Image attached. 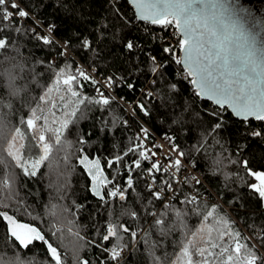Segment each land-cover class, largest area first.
<instances>
[{"label":"trees","instance_id":"trees-1","mask_svg":"<svg viewBox=\"0 0 264 264\" xmlns=\"http://www.w3.org/2000/svg\"><path fill=\"white\" fill-rule=\"evenodd\" d=\"M18 1L39 21L45 25H54V34L61 42H67L76 59H63L60 55L62 48L56 42L44 45L37 40L30 31L32 19L21 21L19 25L11 22L0 23V27L7 28L6 31L0 32V36L8 39V47L0 50V119L6 131L17 125L19 118L35 106L38 97L53 85L55 73L66 65L71 66L68 71L72 74L80 68L81 62L103 81L112 77L115 81L112 91L116 97L108 106L87 102L86 106H82L83 117L78 113V123L71 125L66 133L67 140L71 141V147L67 148L70 156L67 166L57 157L58 163L53 161L51 168L46 163L40 170L41 175L33 179L24 177L19 169L14 167L10 166L7 169L16 174L17 179L13 193L15 198L8 201L11 207L5 210L14 214L16 201L22 200L32 215H24L21 211L17 218L41 228L61 252L67 251L66 264H75L73 247L77 241L66 230L62 242L58 239L59 233L57 237H51L48 228L54 219L66 227H72L73 231H79L85 237L84 241L79 242L84 245L79 251L81 259H88L90 264H100L101 261L112 264L108 254L90 241H95L96 244L101 242L100 236L109 218L113 222L119 220L120 223L126 222L128 226L136 227L137 221L121 213L126 210L139 211L145 198H150L147 191L148 183L144 177L145 170L150 165L142 160L141 168L129 173L127 166L138 158V153L123 156L119 164L114 163L112 167H108V160L118 154L123 155L129 147L138 142L136 136L140 134L144 122L156 134L175 138L180 149L185 152V160L196 166L225 205L215 201H199L201 215H197L190 210L196 205L176 204V199L191 195L189 187L179 185L173 204L178 208L189 209L185 217L188 228L198 227L203 211L218 205L219 215L235 220V227L240 229L244 236L253 237L252 242L257 243L258 254L264 255V247L254 238V231L264 230V201L248 187L249 184L258 181L248 175L241 163L246 160L248 168L252 171H264V122L240 121L224 109L223 130L218 134L209 135L211 126L216 121L206 113L216 109V106L195 95L194 86L184 78L182 67L175 63L179 49H176L175 57L163 51L165 47L176 46L173 30L171 28L164 30L159 25L136 20L135 11L125 0H115V4L129 21L127 24L115 16L111 0ZM16 27H20L21 31L16 32L14 30ZM161 37L163 39H160ZM84 40H88L91 46L84 47ZM129 40L133 42L131 50L126 48ZM152 56L156 57L157 64L166 65L155 75L152 72ZM9 75L16 77L14 87L20 89L17 96L11 94ZM80 83L83 84V88L77 90L83 96L89 99L98 97L97 89L100 90L101 87L99 83L93 86L90 81H84L82 78ZM128 84H132L133 88L129 89ZM172 84L177 85V91L170 89ZM148 92L153 94L151 98L147 96ZM105 96L114 97L108 92ZM52 97L57 99V94L53 92ZM119 99L134 104L138 118L131 117ZM137 101L145 105L149 115L145 116L139 110L135 104ZM57 102L59 103L58 100ZM8 104L11 108L6 106ZM43 107L47 110L48 106ZM124 120L128 121L126 126L123 124ZM254 131L261 132V136L251 135ZM81 136L88 141L83 145V153L79 152L81 145L78 140ZM201 144H203L201 150L196 151L194 146ZM81 155L99 159L105 176L113 181L102 189L104 193L113 189L114 185L121 189L125 188L126 180L131 175L134 190H128L127 200L116 199L110 200L108 204H102L94 197L89 191L90 177L83 166L77 163V157ZM4 171L3 165H0V175ZM156 176V183L161 187V174L157 173ZM195 189L199 193L208 191L203 185H195ZM7 195V192H0V196ZM77 205L83 207L77 211ZM53 206H56L55 209ZM159 207L157 204L158 210ZM52 210L56 213L55 217L48 214ZM69 221L74 223L69 224ZM139 224L150 232L152 241H159L155 229L149 228L151 218L146 222L141 219ZM2 235L3 232L0 230V238ZM179 238L180 232L174 230L164 241L162 248L153 249L155 255L162 256L166 251L170 260L179 250L177 243ZM3 243L0 239V245ZM111 243L105 244L104 247L110 246ZM123 243L128 245L126 249L128 254L122 257L118 264H153L149 249L142 241L138 240L133 245L125 236ZM9 248L10 245L4 250L9 251ZM21 255L33 259L35 264H47L46 253L39 244L32 251Z\"/></svg>","mask_w":264,"mask_h":264},{"label":"snow or ice","instance_id":"snow-or-ice-1","mask_svg":"<svg viewBox=\"0 0 264 264\" xmlns=\"http://www.w3.org/2000/svg\"><path fill=\"white\" fill-rule=\"evenodd\" d=\"M113 2L115 16L124 21H129L121 13L120 8ZM127 3L128 0H125ZM135 9L134 18L152 25H159L162 29L171 28L172 35L176 38L175 47H165L163 51L176 56V49L182 55L175 58V63L183 69V76L195 88V95L201 99L214 102L216 109L206 114L216 122L211 126L209 135L218 134L224 128L223 110L231 109V112L239 118L247 121L253 118L256 121L264 122V38H261L260 31H264V25L246 8L237 5L236 0H131ZM32 19L36 27H42V21L35 20L29 13L17 3V0H0V23L11 22L19 25L21 21ZM7 28L0 27V32ZM16 32L21 28L16 27ZM55 30L54 25L48 26L47 35H40L35 28L30 29L35 38L44 45L55 43L51 32ZM160 39H163L161 37ZM84 47H90L88 40L83 41ZM8 47L7 37L0 36V50ZM126 48L131 50L133 42L129 40ZM67 53V42L62 47L60 53L64 56ZM155 75L166 65L157 64L156 57H151ZM51 63V62H50ZM70 65L60 69L55 73L54 83L48 87L42 95L38 97V102L31 107L26 115H22L17 125L9 130H5V125L0 119V165L5 171L0 175V192H7V197L0 196V230L3 235V245H0V264H35L33 259L22 256L21 253L32 251L39 244L45 251L47 264H66L68 252H61L41 228L33 223L23 222L17 218V214L23 211L24 215L31 216L32 213L22 200L16 201L14 214H10V204L13 200L16 174L7 171L11 166L19 169V172L28 179L41 175V168L46 163L49 168L57 157L62 159L67 166L70 156L67 148L71 147V141L66 138V133L71 125L78 123L77 114L83 117L82 106L87 103L108 106L115 97L105 96L97 89L98 97L89 99L83 96L77 89L83 88L80 78L90 81L95 86L98 81L88 73L77 68L76 73L68 71ZM16 77L9 75V87L12 88V95L17 96L20 89L14 87ZM155 83V81H153ZM115 81L112 77L105 80L104 86L112 89ZM129 89L133 88L128 84ZM172 91H177V85H170ZM57 94V99H53L52 93ZM148 92L147 96L152 97ZM123 99V97H121ZM59 101V103L57 102ZM47 105V110L43 107ZM11 108V105H6ZM139 110L145 115L149 111L144 104L138 105ZM57 113H60L58 116ZM135 114V109H133ZM179 120V117L177 118ZM115 123V121H114ZM127 120L123 121L126 126ZM142 135L137 134L138 141L129 147L123 155H116L108 160V167L114 163L119 164L123 156L129 153H138V158L128 165L131 173L135 169L141 168V161H151L157 157L158 153L153 149L159 148L163 152V145L153 144L151 148L145 145L148 139V130L141 127ZM91 135V133H88ZM253 136H261V132L254 131ZM169 143V154L165 156L168 161L162 165L159 159L151 163L146 169V174L150 178L147 184V191L150 198H145V202L140 205L139 211L126 210L121 215L128 216L131 220L137 221L135 228L128 224L120 223L119 220L113 222L109 218L105 222L104 232L100 236L101 242L90 243L108 254V259L112 264H118L128 245L123 243L125 236L135 245L138 240L142 241L149 249L153 264H264V255L258 254L257 243H253V237L244 236L240 229L236 228V221L219 215L218 205H213L210 209L204 210L200 224L195 229H189L185 221L188 208H178L176 204L196 207L190 210L197 215H201L199 200L196 195H184L183 199H176L179 185L195 184L200 185V179L195 175H185L181 178L180 173L183 167L182 160L185 152L175 144L173 137L166 136ZM78 143L81 145L79 152L83 153V145L88 141L83 136L79 137ZM196 151H200L203 144L194 146ZM62 154V155H61ZM77 163L83 166L87 176L90 177L89 191L98 198L102 204H108L110 200H127L128 190H134V182L129 175L126 180V187L121 189L114 185L113 189L107 193L102 192L109 180L102 168L99 159H90L87 155L77 157ZM235 163V161H230ZM247 170L248 175L254 177L258 183H251L248 187L253 190L258 197L264 201V171H252L248 168V162H241ZM161 174L160 185L157 187L156 174ZM176 185L177 187H174ZM171 195L165 201L164 193ZM176 199V204L172 200ZM157 204L160 205L159 210ZM56 206H53L55 209ZM83 205H77V211ZM67 211V209H65ZM55 217L54 210L48 213ZM76 213H73L75 217ZM111 217V213H109ZM151 218L149 228L155 229L159 236V241L150 239V232L140 226L139 221L145 222ZM174 218V219H173ZM35 219V218H34ZM74 221H69L73 224ZM65 230L77 243L73 247V258L75 264H90L88 259H81L79 251L84 247L82 242L85 237L79 231H73L72 227H66L58 223L55 219L49 224L48 232L51 237H57L62 242ZM180 232L177 241L179 250L168 260L169 254L165 251L162 256L155 255V247H163L164 241L174 231ZM99 232V230H98ZM255 240L264 247V230L254 231ZM112 242L110 246L105 244ZM9 251H5L8 248ZM100 264H105L101 261Z\"/></svg>","mask_w":264,"mask_h":264},{"label":"built area","instance_id":"built-area-1","mask_svg":"<svg viewBox=\"0 0 264 264\" xmlns=\"http://www.w3.org/2000/svg\"><path fill=\"white\" fill-rule=\"evenodd\" d=\"M18 3V1H17ZM20 6L22 8H24L25 10H27L23 5L20 4ZM28 11V10H27ZM30 13V12H29ZM31 14V13H30ZM31 16L33 17V19L35 20H38L34 15L31 14ZM26 20H23L22 22H25ZM48 26L49 25H45L44 23H42V27H36V25L33 23L32 24V28H35L36 32L39 33L40 35H47L49 34L47 29H48ZM34 35V33H33ZM50 35L52 36L53 40L62 48L64 45H65V42H61L60 40H58V38L56 37V35L54 34V32H51ZM35 37V35H34ZM181 55V53L179 52V56ZM63 59H69V58H75V55L72 53V51L68 48L67 46V53L62 56ZM55 60V58L53 59ZM78 61V60H77ZM79 62V61H78ZM79 65H80V69L85 71L86 73L90 74L92 77H94L98 83L101 85L100 87V91L104 93L108 92L109 94H111L112 96L116 97L112 91V89H108L104 86V83L105 81L97 78V76L89 69L87 68L85 65H83L81 62H79ZM97 96H98V92H97ZM118 99V98H117ZM119 101L121 102V104L126 108V110L128 111V114L131 116V117H135V118H138L136 112L135 114H133V109L134 108V104H129L127 102H125L124 100H121L119 99ZM137 106L139 104H141L140 102H136L135 103ZM142 127L143 128H146L148 130V139L144 142L145 145L149 148L152 147L153 144H156V145H163V152L160 151L159 148H155L153 149L154 151H156L158 153V156L157 157H153L151 161H147L148 164L151 166V163L155 162L156 159H159L161 164L162 165H166L168 163V161L165 159V156L169 154V143L168 141L165 139L166 136H169V135H164V136H161V135H158L156 134L147 124H145L144 122H142ZM140 135H142V133L140 132ZM169 137H172V136H169ZM174 138V137H173ZM175 140V138H174ZM175 144H177L176 140H175ZM178 145V144H177ZM184 161L182 160V169H181V173H180V176L181 178L185 175H188V176H191L192 174H198V172L195 170V168L193 166H188L185 162L183 163ZM146 175V178L148 177L147 174L145 173ZM181 185H186V184H183L181 183ZM171 195V193L169 192H165L164 193V197H165V201H167V198ZM172 203H173V200H172Z\"/></svg>","mask_w":264,"mask_h":264},{"label":"bare ground","instance_id":"bare-ground-1","mask_svg":"<svg viewBox=\"0 0 264 264\" xmlns=\"http://www.w3.org/2000/svg\"><path fill=\"white\" fill-rule=\"evenodd\" d=\"M18 3L21 4L19 1H18ZM183 161L188 166L191 165L194 168L196 167L194 164H191L187 160H185V158H183ZM195 170L198 172V174H192V175L197 176L200 179V181H201V184L200 185H203L204 187H206L208 191L205 192V193H199V191L197 189H195V184L194 183L193 184H186V185H184L185 187H189L191 189V195H196L198 197V200L199 201H205V202H208V201L209 202L210 201L213 202V201H215V202L220 203L221 205L225 206L224 203H223V201L221 200V198L211 188V186L206 182L203 174L197 168H195ZM144 177H145L146 182L149 183L150 178L149 177L146 178V175ZM156 185H157V187H159L157 183H156ZM226 209L229 211V208L228 207H226ZM127 254H128L127 251H125V253L122 255V257L123 258L126 257Z\"/></svg>","mask_w":264,"mask_h":264},{"label":"water","instance_id":"water-1","mask_svg":"<svg viewBox=\"0 0 264 264\" xmlns=\"http://www.w3.org/2000/svg\"><path fill=\"white\" fill-rule=\"evenodd\" d=\"M129 4L131 5V7L133 8V10L135 11L133 5L131 4V0H128ZM236 3L239 7L241 8H246L249 11H251V13L255 16V18L257 20L260 21L261 25H264V0H236ZM258 31H260V36L261 38H264V31H261L258 29ZM182 55V53H181ZM206 100V99H204ZM208 101V100H206ZM210 103H212L214 106H216L214 104V102L209 101ZM217 107V106H216ZM236 119L240 120V121H245L242 118L236 117L232 112L231 109H227ZM250 120H255L253 118H249L247 121Z\"/></svg>","mask_w":264,"mask_h":264}]
</instances>
